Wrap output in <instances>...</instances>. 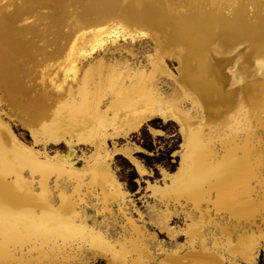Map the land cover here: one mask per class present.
Returning a JSON list of instances; mask_svg holds the SVG:
<instances>
[{"label":"bare ground","instance_id":"6f19581e","mask_svg":"<svg viewBox=\"0 0 264 264\" xmlns=\"http://www.w3.org/2000/svg\"><path fill=\"white\" fill-rule=\"evenodd\" d=\"M34 1L40 0L22 2ZM47 1L52 7L79 2L85 22L78 27L74 21L77 29L64 33L55 72L61 78L48 80L57 91L49 104L19 97L24 86L22 63L16 57L26 50L22 35L28 28L15 25L21 8L8 11V3L0 5V264H74L83 259L84 251L103 256L107 264H148L155 235L126 211V192L111 160L119 153L140 177L148 173L132 147H117L115 142L155 117L175 122L181 142L175 151L176 168H161L158 181L146 182L147 198L153 200L150 219L171 239L182 232L187 246L183 253L163 250L157 264L251 260L259 240L264 241V138L253 125L260 119L261 126L264 123V13H255L257 23L251 24L244 20L246 4L238 0H183L184 5L170 9L155 0H141L138 6L133 0ZM226 7L228 13L223 12ZM126 23L145 25L162 37L145 64L135 65L121 54L94 56L81 64L107 41L133 39L137 31L127 30ZM239 43H244V50L231 56L211 54L228 53ZM168 45L180 51L175 75L163 57ZM209 74L229 86L246 82L219 92ZM39 81L43 83L42 76ZM3 100L20 112L17 116L27 126L32 145L10 130L5 116L14 113L4 108ZM59 140L65 142L64 150L47 154V143ZM81 143L91 150L77 165L74 148ZM92 195L104 221L112 220L111 206L117 207L118 235L107 223L88 218L82 202ZM156 205L163 209H154ZM170 207L182 212L183 227L169 223ZM212 214L232 219L231 230Z\"/></svg>","mask_w":264,"mask_h":264},{"label":"rangeland","instance_id":"374dc122","mask_svg":"<svg viewBox=\"0 0 264 264\" xmlns=\"http://www.w3.org/2000/svg\"><path fill=\"white\" fill-rule=\"evenodd\" d=\"M14 1L16 0H12V1L11 0H0V5L8 3V5L6 6L7 9L5 8V10L9 9L10 11H14L13 10L14 6L15 8L17 6L18 8H21L23 11L20 9L21 12H19V19H18L19 22L17 20L15 22V25L17 24H19V26L24 25L25 27L28 28L27 29L28 32L26 31L22 35V39L23 41H25L26 50L20 57H16V61L18 60L19 62L22 63L20 81H21V84L24 86V89L19 93V97L24 102L40 100V101H43V103L45 104H49L52 100L54 93L57 91L52 85L49 84L48 80L49 78H53L54 81H59L61 78V73L59 72L55 73V72L58 68L57 62L60 59L61 54H62L61 49L66 42L65 34H67V32H70L72 30H76L77 28L75 27L77 26L79 27L80 24L81 26L85 24L84 19H82L83 20L82 21L81 16H80V8H81L79 6L80 3L73 2V1H67V2L64 1L63 3L65 5L62 4V7L61 5L58 6V4L52 3L54 7L53 9V7L51 6V3L48 2L47 0H44L46 4L42 0L37 1V2L34 1V2H27V3L22 2L24 0L22 1L17 0V1H20L21 4H25V5H21L20 2H17V1L14 3ZM140 1L141 0H133V4L135 6H138ZM217 1L225 3L228 0H217ZM238 1H242L243 3L246 4L245 6L247 7L246 16H249L252 13L253 14L259 13V12L261 14L264 13V0H260V1L259 0H238ZM12 2L15 5L11 4ZM155 2L160 3L161 5H163L164 7L168 9H170L171 7H174L177 4L178 5L185 4L184 3L185 1L183 0H155ZM34 3H36L37 6H35ZM31 4L32 6H30ZM42 4H44L45 6ZM63 5L66 6V8L63 7ZM8 6L9 7L11 6L12 8L11 7L9 8ZM47 6H50L52 8H48ZM68 7L71 9H69ZM72 7L74 9H72ZM227 8L228 7L223 9V12L225 11L224 13L226 12L228 13L229 10ZM30 11L33 13H31ZM51 11L53 12L52 14H51ZM62 11H63V16L58 18V16L60 15ZM119 20H121V22L125 24L123 19L119 18ZM74 21L76 24L74 23ZM57 23H60L61 27H58L59 25ZM71 23L72 24L74 23L77 26H74ZM51 24L53 27L51 26ZM126 24L127 26L126 27L124 26V27L127 30L132 31V32L137 31L135 32L136 34L133 39H130V38L123 39L119 37L115 39L114 41H107L103 45L102 48L96 49L90 55H87V57L83 58L81 64L83 65L86 64V62L94 56H104L105 58H107L111 54H114L115 56H117L118 54L126 56L128 60L135 65L145 64L147 61L148 55H150L153 52L154 46L157 43L162 41V37L158 36L155 33L154 29L150 27H146L145 25H142L139 23H132V24L126 23ZM65 25L66 26L70 25L69 26L70 28L66 27ZM72 26L74 27V29ZM35 29L37 30L36 32H35ZM43 29L44 30L47 29V30L44 31ZM141 32H143L144 34ZM33 35L36 37H34ZM40 40H42V43L40 42ZM33 41H35V43ZM54 43H56L58 47L60 46L61 47L58 48L57 45ZM59 43H60V46H59ZM34 44L37 47L36 46L34 47ZM239 44L237 45L238 47L236 46L235 50H231L228 53H219L218 55L217 52L212 51L211 54L217 58H225V57L231 56L236 51L244 50V47H245L244 43L242 44L239 43ZM41 45L43 46V49L41 48L42 47ZM42 50L45 52V55ZM177 52H180L179 49H177V47L173 45H168L166 48V52L163 54V57L165 59L166 65L168 66V69L174 75L176 74V68L179 65ZM42 70L43 72L40 74ZM226 71H227L226 68H224L222 71L224 76L227 75ZM78 74H79V71H78ZM41 76L43 77L42 84H40V81H39ZM64 84H66V82ZM167 86L168 84H166L163 81L162 88H166ZM231 86L234 87L236 86V84H232ZM58 95L60 96L61 94L59 93ZM1 103L4 105V108L7 111L9 110L14 113V114L10 113L9 120L11 121L13 125L15 134L19 137V139L22 142L28 145H32L33 142H32V137L29 133V130L27 126L22 124V122L20 121L18 117L20 112L18 110H15V108H13L11 104L8 103L6 100H3ZM258 122L259 123L257 124L253 122V125L254 127L255 126L258 127L259 131H261V134L259 136L264 138V123L262 124L263 126H261L260 123L262 122V119H260ZM150 128H157L159 131H157L156 133H152ZM180 142H181V137L178 132L176 123L171 120L161 121V119L157 117L149 120L146 124L141 126L139 130L136 131L135 133L134 132L130 133L126 137H119L117 138L115 142V145L117 147H120L124 144H129L133 147H136L134 150V156L142 162V164L146 167L148 171V173H146L143 177H140L137 171L135 170L134 166L123 155L116 153L112 157L111 168L114 171V175L117 181L121 183L122 190L126 192V198H125L127 201V204L125 206L127 209L126 211L132 215L134 220L136 219L135 221H137V224L141 225L147 233H153L155 235L156 241L154 240V244L150 245L151 247L150 251L152 252L153 259L150 260L148 264H157V262L164 256L163 250L171 252L177 249L179 252L183 253L185 252L186 247H187L185 244V238L182 232H178L176 238L171 239L164 232L160 231L157 228L156 224L150 219V213H149L150 209L148 208V206L153 204V200L147 198L148 194L146 193V189H145L146 182H154L160 179L161 177L160 169L161 168L167 170L168 172H171L176 168L177 163H178V154L176 152L177 150H179ZM37 145L38 144H35V146ZM142 145H144L145 147H143ZM65 147H66L65 142L62 140H59L57 142L47 143L45 151L47 152V154L53 155L55 154V151L64 150ZM90 150L91 149L89 145H86L83 143L77 145L76 148H74V151H76V156H77L76 163L78 164L82 163V160H83L82 155L87 156V154L90 153ZM35 180L36 178L33 180L34 186H36ZM50 187H51V190L55 192L52 181L50 182ZM97 202L98 201L94 199V195L87 197L85 202H82L84 206L86 207V214L88 218L96 217V220L98 222L104 223V224L107 223L112 233L114 235H118L117 233H120L121 230L119 228L120 219L116 211L117 207L115 205L111 206V211H112L111 217H113L112 220L114 221L112 222V220L108 217H107L108 219L106 218V220L104 221V218L100 216V213L95 206ZM154 209H163V208L160 205H156ZM168 212H169L168 213L169 223L172 226H175L176 228L183 227L185 220H184L182 212L179 209L174 208V207H170V210ZM212 217H215L216 221H219L220 224H223L228 230H231L233 226V222L231 221L232 219L230 220L227 217H221V216L214 215V214H212ZM256 225H259L258 221L256 222ZM252 228H254V226ZM205 232H207V230ZM263 242L264 241L262 239L259 240L258 247L255 249V253L251 260L237 259L236 262L238 264H264V243ZM82 255H83V259L81 261L75 260L74 264H78L80 262L83 264H107L105 258L101 255L88 254L87 251H84Z\"/></svg>","mask_w":264,"mask_h":264},{"label":"water","instance_id":"95a60500","mask_svg":"<svg viewBox=\"0 0 264 264\" xmlns=\"http://www.w3.org/2000/svg\"><path fill=\"white\" fill-rule=\"evenodd\" d=\"M255 14V13H254ZM254 14H251V15H249V16H246L245 15V19L244 20H246L247 22H249V23H251V24H255V23H257V20H258V18H256V17H254L253 15ZM226 15V14H225ZM178 71H177V69H176V73H177ZM222 75L224 76V74L222 73ZM209 77L211 78L212 77V82L214 83V87H215V89L216 90H218L219 92H228V91H231V90H235V88L236 87H238V86H241L243 83H245L246 82V80H244V82L243 83H241L240 85H236V86H234V87H232V86H229V84L228 83H226V82H222V81H220V80H218L217 78H216V76H213V74H209ZM9 117H10V113H8L6 116H5V119L7 120V123H8V125H9V128H10V130L12 131V133L18 138V140H20L19 139V137L15 134V131H14V128H13V125H12V123H11V121L9 120ZM23 124V123H22ZM24 125V124H23ZM2 130V129H1ZM0 130V131H1ZM30 133V132H29ZM21 141V140H20ZM77 165H80V164H78L77 163Z\"/></svg>","mask_w":264,"mask_h":264},{"label":"crops","instance_id":"0c3cea01","mask_svg":"<svg viewBox=\"0 0 264 264\" xmlns=\"http://www.w3.org/2000/svg\"><path fill=\"white\" fill-rule=\"evenodd\" d=\"M153 130H154V133H156L157 131H159L157 128H152ZM127 146H129V147H132L133 148V156H134V150H135V148L136 147H133V146H131V145H129V144H126ZM140 161V160H139ZM141 162V161H140ZM142 163V162H141Z\"/></svg>","mask_w":264,"mask_h":264},{"label":"trees","instance_id":"16d2710c","mask_svg":"<svg viewBox=\"0 0 264 264\" xmlns=\"http://www.w3.org/2000/svg\"><path fill=\"white\" fill-rule=\"evenodd\" d=\"M143 147H145L144 145H142Z\"/></svg>","mask_w":264,"mask_h":264}]
</instances>
